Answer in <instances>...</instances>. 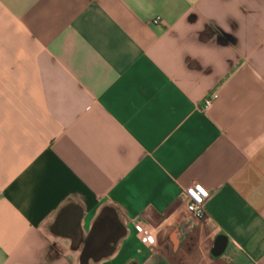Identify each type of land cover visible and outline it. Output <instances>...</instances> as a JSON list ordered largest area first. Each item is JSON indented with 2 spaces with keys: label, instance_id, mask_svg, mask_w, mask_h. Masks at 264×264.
I'll list each match as a JSON object with an SVG mask.
<instances>
[{
  "label": "crops",
  "instance_id": "1",
  "mask_svg": "<svg viewBox=\"0 0 264 264\" xmlns=\"http://www.w3.org/2000/svg\"><path fill=\"white\" fill-rule=\"evenodd\" d=\"M0 264H264V0H0Z\"/></svg>",
  "mask_w": 264,
  "mask_h": 264
},
{
  "label": "built area",
  "instance_id": "2",
  "mask_svg": "<svg viewBox=\"0 0 264 264\" xmlns=\"http://www.w3.org/2000/svg\"><path fill=\"white\" fill-rule=\"evenodd\" d=\"M159 21L160 19L156 18L152 21V23L158 24ZM216 99H217V95H212L207 97L204 100V109L205 110L209 109L212 106L213 101ZM201 189H203V191H201ZM193 190L196 192V196H192L191 192ZM208 198H209L208 190H206L199 183L193 184L184 190V205L186 212L190 218L198 221L205 219L206 213L204 207ZM136 230L144 242H151L153 240L151 235L146 230H144L141 225H137Z\"/></svg>",
  "mask_w": 264,
  "mask_h": 264
},
{
  "label": "snow or ice",
  "instance_id": "3",
  "mask_svg": "<svg viewBox=\"0 0 264 264\" xmlns=\"http://www.w3.org/2000/svg\"><path fill=\"white\" fill-rule=\"evenodd\" d=\"M201 191H203V189H201ZM191 194H192V196H196V192L194 190L191 192Z\"/></svg>",
  "mask_w": 264,
  "mask_h": 264
}]
</instances>
